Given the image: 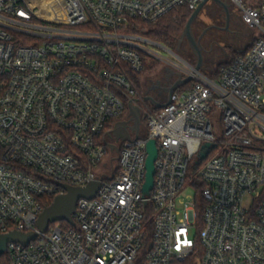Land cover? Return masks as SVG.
<instances>
[{"label": "built area", "instance_id": "obj_1", "mask_svg": "<svg viewBox=\"0 0 264 264\" xmlns=\"http://www.w3.org/2000/svg\"><path fill=\"white\" fill-rule=\"evenodd\" d=\"M202 1L0 0V234H36L8 242L0 264H264V0H227L255 32L217 75L170 60L194 81L164 106L131 75L143 53L166 59L131 26ZM129 102L139 135L129 124L116 140ZM91 181L74 225L37 228L60 183Z\"/></svg>", "mask_w": 264, "mask_h": 264}, {"label": "water", "instance_id": "obj_2", "mask_svg": "<svg viewBox=\"0 0 264 264\" xmlns=\"http://www.w3.org/2000/svg\"><path fill=\"white\" fill-rule=\"evenodd\" d=\"M209 0H204L199 3L191 12L190 16L188 17L184 28L179 36L178 43L186 37L194 56L196 57V63L193 69L197 72L202 71L203 66V47L200 45L199 40L194 38L192 33V24L194 20L199 15L200 11L204 8L205 4ZM217 6L223 8L228 13V5L225 0H211ZM191 65V64H190ZM172 74L176 75V78L172 83H170L164 90L166 94L165 101H158L153 98L152 95L146 94L144 96L145 100L150 101L156 108H160L165 104L170 102V97L172 93L178 89L179 87L187 84L192 80V76L187 75L183 76L181 72L174 71L173 69L167 67ZM129 108V115L132 117L134 123L131 125V129L135 132L136 137L139 135L141 119H140V112L137 107L132 105L131 102L128 103ZM126 121H117L112 128V134L118 139H130V133L128 131ZM111 147L114 148L115 146L111 144ZM209 147V145H207ZM147 157L145 162V182L143 185V193L145 195L149 194L150 189L153 186V175L155 172L154 161L157 156V148L155 145V140L150 139L146 145ZM205 153L201 154V157H204ZM59 186L62 188L63 192L54 196L53 201L50 205L45 206L41 213L37 218V228L40 231H45L49 225V223L54 221H66L70 225H74V221L72 219V213L76 207L77 200L79 198H92L94 197L95 193L97 192L100 182L99 181H91L87 183L85 186H71L67 184L60 183ZM34 232H21L17 230H12L4 234H0V253H2L6 249V244L8 242H19L23 245H26L28 241L32 240L35 237Z\"/></svg>", "mask_w": 264, "mask_h": 264}, {"label": "flooded vegetation", "instance_id": "obj_3", "mask_svg": "<svg viewBox=\"0 0 264 264\" xmlns=\"http://www.w3.org/2000/svg\"><path fill=\"white\" fill-rule=\"evenodd\" d=\"M225 1L228 5V13L223 8L214 4V11L212 14L204 13V16L202 14V11L204 10L203 8L192 24V33L194 38L199 40L200 45L203 47V65L209 57L210 61L213 62L215 58H219V55H227L228 52L226 47L235 43L237 38H239L238 30L243 27L247 28L245 24L239 23L240 21H238V19H241V17L234 5L227 0ZM200 14L203 16H200ZM199 17H204V20H200ZM178 40L179 37L177 38L175 44L178 51L183 54L194 55L186 37H184L179 43ZM175 78L176 75L172 74V72L167 68H164V72L162 74L152 78H147L142 92L143 97L148 94L152 95L153 98L158 101H165L166 94L164 90L174 81ZM146 101L149 106L155 107L150 101ZM126 123L127 125L134 123L131 116Z\"/></svg>", "mask_w": 264, "mask_h": 264}, {"label": "rangeland", "instance_id": "obj_4", "mask_svg": "<svg viewBox=\"0 0 264 264\" xmlns=\"http://www.w3.org/2000/svg\"><path fill=\"white\" fill-rule=\"evenodd\" d=\"M246 3L248 4H254L253 0H244ZM214 3L209 0L207 2V4L204 6V10L202 11V14L205 16L204 13H208V14H212L214 11ZM200 14V16L202 15ZM202 15V16H203ZM177 18V14L173 13L172 19H176ZM200 18V17H199ZM204 17L200 18V20H204ZM238 21H240L239 23L244 24L242 22L241 19H238ZM237 23V22H234ZM239 38H237L235 43H232L231 45H229V47L227 46V55L226 54H221L219 55V58H215L213 62L210 61V57L208 59H206V61L204 62L203 65V69L202 71L204 72V74L207 75H211V76H215L217 75L218 72V67L221 66L223 63L227 62V60H229L236 52H239L241 50H244L246 47L249 46V44L251 43L254 34L252 32H255V30L253 29L252 31L247 27H243L240 28L239 30ZM142 35V34H141ZM144 37H146L145 35H142ZM180 36V35H179ZM149 41L148 42H143V45L152 50L153 52H155L156 54L162 56L163 58H166L164 60H160L154 56L148 55V54H144V67L146 66H151L149 69H147L141 76L140 81L142 82V86L138 87L140 92H143L144 90V83L146 82L147 78H152L155 76H158L160 74H162L164 72V68H171V69H175L174 67H172L170 65V63H172L170 60H173L174 62H178V61H185L189 64H191L192 66L195 65L196 63V57L192 54H183L180 51L177 50V48L174 47H168L165 46L164 44L155 41L149 37H146ZM176 58V59H174ZM155 65H154V64ZM175 71V70H174ZM181 90L183 89L182 87L180 88ZM65 227V226H64Z\"/></svg>", "mask_w": 264, "mask_h": 264}, {"label": "trees", "instance_id": "obj_5", "mask_svg": "<svg viewBox=\"0 0 264 264\" xmlns=\"http://www.w3.org/2000/svg\"><path fill=\"white\" fill-rule=\"evenodd\" d=\"M257 4V1H256ZM193 9L189 8L188 6H183L179 8L178 10H175L168 15H165L158 19L154 23H145L141 21H136L131 28L129 29L130 32L138 33L145 35L146 37H149L155 41H158L165 46L168 47H174L177 41V38L181 34L184 25L190 16ZM173 13L177 14V18L174 20L172 19ZM250 45V44H249ZM249 47V46H248ZM248 47H246L244 50H241L239 52H236L231 58H233L238 53H244ZM230 58V59H231ZM228 61V60H227ZM154 64V63H153ZM155 65V64H154ZM152 66V65H151ZM151 66H143L142 70L138 74H131L134 78L135 82L137 83L138 87L142 86V82L140 81V78L142 74L149 69ZM220 66L218 67L219 70ZM218 73V72H217ZM194 80H191L187 84H185L184 87H190L192 85ZM143 88V87H141ZM55 196V195H54ZM54 196L49 197L44 201V206H48L53 201ZM62 226L68 227L69 224L66 221H61Z\"/></svg>", "mask_w": 264, "mask_h": 264}, {"label": "crops", "instance_id": "obj_6", "mask_svg": "<svg viewBox=\"0 0 264 264\" xmlns=\"http://www.w3.org/2000/svg\"><path fill=\"white\" fill-rule=\"evenodd\" d=\"M252 31V30H251ZM253 33V32H252ZM202 73H204L203 71H201ZM207 75V74H206ZM209 76V75H208ZM211 76V75H210Z\"/></svg>", "mask_w": 264, "mask_h": 264}]
</instances>
